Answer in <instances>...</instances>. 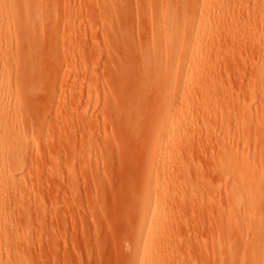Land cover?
Instances as JSON below:
<instances>
[{"label": "rangeland", "instance_id": "374dc122", "mask_svg": "<svg viewBox=\"0 0 264 264\" xmlns=\"http://www.w3.org/2000/svg\"><path fill=\"white\" fill-rule=\"evenodd\" d=\"M236 1L251 11L256 8L255 17L241 15L242 35L236 38L240 42L231 48L224 30L214 29L204 39L202 28L197 64L205 80L200 86L185 87L188 99L207 97L211 115L200 114L205 102L199 114L193 106L189 134H195L194 142L185 148L186 141L176 138L173 151L160 160L154 155L153 137L164 108L172 104V96L180 101L182 90L169 96L154 65L141 66L152 14L168 4L183 11L181 46L186 47L188 37L206 19L203 0H42L38 17L25 18L34 24L42 15L39 29L30 33L22 21L10 27V34L0 40V104H10L12 114L0 132L10 134L13 146L21 151L14 157L21 158V171L11 170L14 163L8 172L21 178L14 179L15 184L10 181L12 185L23 181L27 188L25 196L14 199L18 208L24 210V205L30 212L29 232L20 231L23 241L17 244L24 264H144L142 254L150 253L155 264L219 263L222 224L215 206L224 200L226 185L246 175L248 159L264 174V149L258 154L253 148L255 138L264 140V125L252 126L264 103V0ZM194 11L197 24L192 21ZM256 36L263 40L255 41ZM180 54L176 69L183 59ZM213 97L217 102H211ZM177 109L181 114L182 107ZM218 127L230 134L225 148L243 157L222 171L217 167L222 148L214 147L209 138ZM238 127L252 137H235ZM252 127L254 131H248ZM245 129L251 133L246 135ZM174 154L176 161L171 162ZM153 180L162 184L161 197L170 208L156 221L158 238L149 237L154 243L143 252L137 232ZM255 215L249 226L254 234L264 222V204ZM230 224L225 225L227 248L236 242L239 249L251 247L250 230L244 231L250 235L243 231L240 235ZM5 254H0L2 261ZM240 261L228 256L226 264H243Z\"/></svg>", "mask_w": 264, "mask_h": 264}, {"label": "bare ground", "instance_id": "6f19581e", "mask_svg": "<svg viewBox=\"0 0 264 264\" xmlns=\"http://www.w3.org/2000/svg\"><path fill=\"white\" fill-rule=\"evenodd\" d=\"M15 3L16 4L13 5V3L9 0H0V40H3V37L6 38L10 34L9 29H10V27H12V25L14 27V25L17 24L16 22L22 21L26 30L28 31V29H29L30 33H33L36 29H39L40 25H43L42 23L38 24L42 15L39 18V20L36 19L37 22L34 21V24L32 22L33 25L31 23L30 24L26 23L27 20L25 19L26 17H29V19H32L30 17H33V15L36 14L37 6H38V8H39V6H42L41 5L42 0H16ZM168 5H166L164 8L162 7L163 10H161V12H155L156 14L155 13L152 14L153 20H152V28L150 27L151 33L149 34L150 36H149V39L147 41V45L146 44L144 45L145 49H144V52L142 54L143 55L142 58H143L144 62H143V60L141 62L142 68L145 65L144 68L146 67V69H149L150 65H154V66H152V68L154 69V67H155L156 70L155 69L154 70L156 72L158 71V73H160V75L162 76V77L158 76V78L161 77V78H163V81H165V83L167 85L166 92L170 93L169 96H171V94L175 96V95H177L175 93H177L178 90H180V89L182 90V93H181L182 98L180 99V101H176L175 97L173 98V96H172V100H174L172 102V104L170 105V103H169L168 107H167V105L165 106L167 108H164L166 110L164 111L163 116H161V119H160L161 121L158 124L157 131L155 130L156 135L154 134L155 138L153 137L154 143L152 146H154V155H156V158H158L157 160H160L162 158L164 159V156H166L167 153L172 150L173 147H171V146H172V144H174V140L176 138L182 140V142L186 141V143L183 144V145H185V148H186V146H189L190 144H192L191 142L194 139L192 137H194L195 134L192 135V137H191V135L189 133L191 132L190 130H192V128H193V126H192V120H193L192 117L193 116L191 115V113L194 112V110L196 109V108L195 109L192 108L193 106L198 108V110L196 109L195 112L197 111L198 113L197 112L196 113L199 114V110H201L199 108L202 106V104L206 103L205 106L204 105L202 106L203 110H201L200 114H202V113L206 114V115L209 114V116H210L211 115L210 113L212 112L209 110L210 106H208L207 97H195L192 99L186 98L187 95L190 93L189 88H185L186 85H188L189 83H193V84L200 86L204 83V80H205L204 73L198 71V64H197L198 53L200 50L199 32H201V30H203L202 28L206 29L205 31L203 30L204 31L203 35H204V39H205V36L207 34L211 35L212 34L211 32L214 29H222L226 32L225 37L228 36V38L231 40L230 41L228 39H225V40H227L228 48L229 47L231 48L232 46H234V44H237L236 41L238 42L240 39V38H238V40L236 39L237 35H240L241 31L243 30L240 27L241 24H240L239 19L242 18V16L245 13L248 14V16H249L248 18H250V19L255 17L254 16V13H255L254 10H256V8L255 9L253 8L252 9L253 11H251V8L249 9L245 4H243L242 2H238L236 0H209V1L203 0L201 11L203 12V11L207 10L206 11V19H204L205 21L203 22V24L200 23L198 25V28L196 27L197 28L196 34L193 32L191 34L193 36L190 35L188 37V40L190 41L188 46L183 47V46H181V40H182L181 22L183 19V14H182L183 11L179 12V11H177V8L175 9L171 5H169V6ZM178 5H179V3H178ZM249 7H251V6H249ZM254 7H256V5H254ZM41 10H42V8H41ZM39 11L40 10L38 9V14L40 13ZM195 13L196 12L194 11L193 15H192L193 24H197L195 18L193 17L195 15ZM34 17L36 18V17H38V15L36 14V16H34ZM242 21L243 20H241V22ZM244 22L242 24H244ZM21 27H22V25H21ZM239 28H241V29H239ZM194 29L195 28L193 27V29H191L190 31H193ZM207 30H210V31L206 32ZM241 35H242V33H241ZM248 35L250 36L251 34L248 33ZM255 35H257V34L255 33ZM255 35H254V38H255ZM194 36H195V38H193ZM257 36H256L255 41L259 42V41L263 40V39L261 40L260 38L258 39ZM245 37H246V39H245V41H246L247 35H245L244 38ZM251 37H253V35ZM241 41H242V39H241ZM252 41H254L253 38H252ZM252 41L249 40L248 44L251 43ZM255 41L252 43H253V45L255 44V46H256L257 42L255 43ZM219 42H221V41L219 40ZM212 43L213 42L211 41V44ZM214 43H215V41H214ZM214 43L212 45H214ZM252 43H251V45H252ZM263 43H264V40H263ZM30 45H32V44H30ZM225 45L226 44H224V46ZM260 45H262V44H260ZM217 46H219V45H217ZM222 46H223V44H222ZM211 47L213 49L214 46H211ZM242 47H243V45H242ZM31 48L32 47H30V49ZM215 48L217 50L216 45H215ZM219 48H218V50H220ZM221 50H222V48H221ZM27 51H29V50H27ZM31 51H32V49L29 51V54H31L30 53ZM255 51H256V49H255ZM32 53H33V51H32ZM180 53H183V57H182L183 59L180 62L179 66L176 65L178 67L176 69V68H174L175 62H176V60H178V58H179L178 56ZM27 54H28V52H27ZM32 59L33 58H31V60ZM31 60H29V61H31ZM30 64H31V66H33V62H31ZM28 66H29V62H28ZM163 67H165L166 68L165 71H167V73L165 72V74H164V76L166 75V77H163V75H162V73H164ZM160 68H162V70H159ZM161 71H162V73H161ZM162 87H163V83H162ZM160 89H162V88H160ZM163 90H164V88H163ZM161 93L162 92L160 91V94ZM210 98H212V97H210ZM213 98H215V100L212 99L211 102H217L218 97H213ZM154 99H156V98H154ZM225 99H226V97H224L223 100H225ZM209 100H211V99H209ZM263 101H264V99L261 102H263ZM169 102H171V100ZM135 106L136 105H134V107ZM178 106L182 107L181 114L179 113L180 110L177 109ZM261 106H262V104H261ZM11 107L12 106H10V104H8V103L0 104V128L9 122L8 120L12 114ZM191 108L193 111L191 110ZM136 109H138V108H136ZM162 109H163V107H162ZM262 109H263V111H262ZM262 109H261V115H263V116L260 117L261 116L260 114H259L260 116L254 115L255 117L252 121V126H253V124L264 125V103H263ZM190 111H192V112H190ZM252 111H253V109H252ZM205 112H207V113H205ZM139 115L140 114H138V116ZM249 120H250V118H249ZM249 122L251 123V121H249ZM4 127H6V126H4ZM243 127H244V124L241 128H243ZM218 128H219L218 130H217V128H214L216 130L211 131V134H209V138L211 140V144L214 147L217 146L219 148V150H220V147L222 148V151H220L221 153L219 152L220 156L218 155L219 156V159H218L219 160V166L217 165V167L218 168L220 167V169L222 171V170H225V167L227 165H229V163H231L234 159H236V160L239 159L241 161V158L243 160V157L241 156L242 154L240 155L238 152H234L228 148H225L227 141L230 140L228 138V137H230V134L224 128H221V129H220V127H218ZM241 128L236 130V133L234 134L235 137H237V138H248L251 135L250 133L252 132L251 130H253V127H252V129L248 128V131L249 130L251 131V132H249L250 135L248 134L247 129H245L246 135H249L248 137L244 136L243 129H241ZM2 133L0 132V254L5 252L6 253L5 254L6 259H5V261H2L0 259V264H24L25 259H24L23 252L17 248V244H19L18 242L22 239V238L20 239V234H21L20 231H22L24 234H25V232H29L28 230H29V227L31 224L30 223L31 222L30 216H29L30 212L28 210H25L26 207L24 205H23L24 206L23 207L22 204L20 205V207L22 206L21 208H25V209L21 210L20 208H18L17 207L18 204H16L14 199H16V197L18 195H21V196L24 195L27 188H26V186H24L26 184L23 185V181H21L22 184L21 183L17 184V182H20V180H18V179H21V178H17L16 175H12L13 173H10L11 171L8 172L10 166L13 165L14 163L16 166L13 165V169H11V170H13V171L15 170L14 171L15 173H17L18 171H21L22 166H23V164L21 165L22 162H20L21 158L19 159V161L14 158L16 156H21V151H18L13 146V143H12L13 139L11 138L10 134H6V133L4 134V132H2ZM191 134H193V133H191ZM260 135H262V134H260ZM260 135H258V136H260ZM251 137L252 136H250V138ZM209 138L208 137L206 138L209 141L208 144L210 143ZM254 141H255V143H253V144H255V145H253V148L255 150V153L261 154L262 148L264 149V140H262L260 138H255ZM195 143H196V141H195ZM253 148L250 147L249 152L251 149L253 150ZM248 158H249V156L246 159H248ZM170 161L171 162L176 161V154H174V156L170 155ZM247 161L249 162V165L246 168V175L241 179H237L232 186L226 185L227 187H225L226 189H225V193H224V200H226V201L222 200L220 204L219 203L217 205L215 204L216 205L215 206L216 211L219 215L220 224H222V226H221L222 229L220 231L221 233H220V235H218L219 236V240H218L219 241L218 242L219 243V252H220V255L218 257L219 258L218 264H226L228 256L230 258L235 257L236 260H241L240 262H242L243 264L246 263L245 260H248L247 261V263L249 262L248 264H264V222H260V223H262V226H261V224H259V226H261V229L260 230L256 229L255 234H254L255 230L253 231V233L250 230L251 225L255 222V219H256L255 213H256L258 207L260 206V204L261 205L264 204V174L261 171H259V169L256 166L252 165L251 162H253V161H251V160L249 161V159ZM236 162H238V160ZM154 163H155V161H154ZM162 169H165V171L163 172V173H165L166 167L165 168L162 167ZM146 171H147V169H146ZM154 171H155L154 169L151 170V172H150L151 176L153 175ZM7 173H10V174L7 175ZM14 179L18 180L16 182V185H14L15 184V181H13ZM10 181H13L14 184L12 185ZM154 181L155 180H153V182ZM145 183H147V182H145ZM8 184H11V186ZM161 185L162 184L159 185L158 181H155V183H153L152 186L150 185L149 187H147V190L150 191L149 192L150 194L147 195L148 196L147 197L148 202H147V205L144 209L142 220L138 226V232H137L138 244H141V249L143 252L154 243L153 240H148L149 237L158 238L159 231L156 229V227H157L156 221H159L160 218L165 217V211L168 208H170V205L168 203H164L162 200L163 199L162 198L163 197V195H162L163 191L161 192V189H162V187H160ZM163 185H164V182H163ZM224 185H225V183H224ZM144 186L146 187V184ZM145 189H144V191H145ZM251 197L253 198V200L249 201V198H251ZM19 198H17V199H19ZM228 223H232L234 226L236 225L237 226V227L235 226V228L237 229L236 231H238L237 233L240 235H241L242 231L246 235L253 234L252 240L250 242L251 247L245 249L247 246L246 245L244 247V249H239L240 248V247H238L239 245L237 246L238 242H236L234 244L237 247L234 244H232V246L233 245L235 246V247L233 246L235 250L232 249V246H231V249L227 248V247H230V246H227L228 244H230V241L228 240V236H227L226 231H225V225ZM232 224H230V225H232ZM226 227H228V226H226ZM247 229L250 230L249 232L247 231L250 234L244 232ZM231 233H233V231ZM24 238H26V237H24ZM249 238H250V236H249ZM22 241H23V239H22ZM241 241L242 240L240 239L239 243ZM4 245L7 246V248L5 247L6 248L5 250H3ZM242 245H244V244H242ZM241 248H243V247H241ZM142 257L144 258V260H143L144 264H155L154 263V256L152 253H150L147 257H144V255L142 254ZM178 257H179V255H178Z\"/></svg>", "mask_w": 264, "mask_h": 264}]
</instances>
